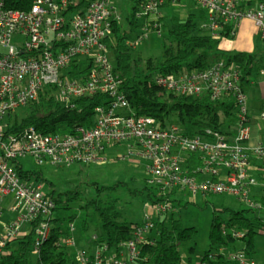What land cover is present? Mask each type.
Returning a JSON list of instances; mask_svg holds the SVG:
<instances>
[{
  "label": "built area",
  "instance_id": "obj_1",
  "mask_svg": "<svg viewBox=\"0 0 264 264\" xmlns=\"http://www.w3.org/2000/svg\"><path fill=\"white\" fill-rule=\"evenodd\" d=\"M27 1L28 8H22ZM181 1L141 0L137 16L143 22L128 44L137 48L151 34L161 37L163 28L156 20L163 13L161 7ZM192 1L205 9L202 26L213 34L228 27L235 36L240 22L250 19L264 42V0ZM120 19L117 0H0V217L7 199L14 215L0 229V262L11 244L29 235L31 254L40 258L51 234L54 198L45 183L20 177L14 167L16 162L24 165L27 158L36 167L136 162L160 199L146 204L155 216L143 215L132 225L130 237L114 245L92 235L87 248L76 249L75 223L70 222L63 242L73 248L74 264H138L139 248L157 240L158 217L174 213L170 199L176 194L229 195L247 208L264 210L255 198L264 190V133L251 143L255 123L264 132V101L254 115L242 65L222 59L201 71L153 76V82L167 92L208 94L212 101L232 103L233 134L211 128L191 134L173 122L161 126L154 117L133 111L115 72L107 40L113 22ZM82 65L90 66L86 76L72 78L74 67L77 71ZM259 74L264 78V66ZM47 86L54 87V97L68 111L77 110L82 97H101L92 122L49 133L34 126L9 132V117L37 101ZM259 233L264 235V227ZM233 236L241 239L244 233L234 231ZM249 256L240 250L233 259L237 264H257Z\"/></svg>",
  "mask_w": 264,
  "mask_h": 264
},
{
  "label": "trees",
  "instance_id": "obj_2",
  "mask_svg": "<svg viewBox=\"0 0 264 264\" xmlns=\"http://www.w3.org/2000/svg\"><path fill=\"white\" fill-rule=\"evenodd\" d=\"M10 3V0H7ZM132 5L127 15V27L121 20L113 22V34L108 38L115 72L122 81V90L137 115L154 117L159 125L166 126L175 119L191 134L201 133L211 128L233 134L234 115L233 105L229 101H212L208 94L199 97L186 96L167 92L153 82L156 73L178 74L183 71L193 72L209 68L212 64L224 59L227 62H237L242 65V81L247 90L251 84L250 76L262 67V59L257 54L247 52H232L222 49L221 43L226 38H234L226 30L210 32L202 26L205 21V9L190 0L188 14L185 19L172 16L167 24V17L162 15L156 20L161 23L163 35L169 44L161 42L160 58L142 57L137 48L128 41L133 40L139 33L141 17V0H131ZM182 2V1H181ZM180 2V3H181ZM26 4V3H25ZM29 2L22 8H28ZM166 3L161 8L172 6ZM89 65H82L72 78L81 79L86 76ZM76 71V72H75ZM54 87L47 86L40 93L39 99L31 103L18 114L9 117V132L17 133L27 127L34 126L38 130L49 133L59 127L72 129L75 124L88 125L92 122L93 108L100 104L101 97H82L79 108L68 111L54 97ZM22 113H25L23 116ZM14 167L20 177L45 183L49 194L56 202L55 217L51 220V234L41 247V257L35 259L32 254V235L17 240L8 248V254L0 264H74L73 249L63 242L64 231L61 224L77 223L84 233L89 235L91 228L99 234L101 240L110 245L128 239L132 225L136 220L123 216L120 209L108 202L111 194L119 191L118 182L113 187L99 185L92 181V169L82 173L86 181L72 190L59 191L53 178H47L42 169H26L22 163ZM84 172L80 170L78 174ZM143 184L141 190H131L134 196L145 195L146 201H160L150 187ZM88 190L90 192H88ZM255 198L264 205V190L255 193ZM110 199V198H109ZM173 203L181 205L182 201L171 198ZM237 201V200H236ZM239 202V201H237ZM240 203V202H239ZM242 204V203H241ZM242 206H244L242 204ZM264 227V210H253L247 207H232L223 205L219 211L213 212L209 231V248L204 252L201 261L208 264H237L228 261L220 251L233 245L236 238L233 231H244L240 239L245 242L242 249L248 255L255 252V238L259 229ZM68 230V226L66 228ZM194 227H185L183 222L170 213L156 220L157 240L152 245L139 248L138 264H187L183 259L181 243L191 241L196 235ZM87 238V237H85ZM89 238V237H88ZM190 252L194 248L189 249Z\"/></svg>",
  "mask_w": 264,
  "mask_h": 264
},
{
  "label": "rangeland",
  "instance_id": "obj_3",
  "mask_svg": "<svg viewBox=\"0 0 264 264\" xmlns=\"http://www.w3.org/2000/svg\"><path fill=\"white\" fill-rule=\"evenodd\" d=\"M190 0H182L181 3L174 4L169 6V8H173L168 11L164 16H166L167 24L169 25V20L172 16H178L183 19L188 14V4ZM132 1L131 0H117V7L120 12L121 22L127 27V15L129 13V9L131 8ZM180 5V6H179ZM143 20L139 22L141 25ZM233 41L234 38H228ZM169 44L168 39L163 37H159L156 34H151L150 38L147 40H143L138 47V53H141L142 57H158L160 58L161 54V42L164 41ZM231 40L224 42L223 47H227L228 44L231 43ZM251 46L248 49L252 54H257L262 59V66H264V42L260 38L259 34L253 32L251 36ZM234 52H239L237 50H233ZM113 60V59H112ZM258 76V71L253 73V78L256 79ZM255 92L256 88L252 89ZM249 102L250 106H257V93L252 94L249 92ZM25 113H22L23 116ZM175 122V119L173 120ZM24 167L26 169H37L35 164L32 162L31 158H27L24 160ZM39 169H42L45 177L53 178L56 184V188L59 191L72 190L80 185V181H86L84 175L89 170L92 171V181H97L99 185L105 187H113L118 182H124L120 184L119 191L111 194L108 198V202H112L115 204L116 209H120L122 211L123 216L136 220V222H140L143 215L149 214L151 216H155L154 211L147 207L145 195L134 196L131 193V190H141L143 184H146L145 175L142 171V166L136 162L132 163H110L103 166L96 165H87V164H75L71 167H57V166H42ZM80 170L81 174H78ZM148 186V185H146ZM150 187V186H148ZM47 188V187H46ZM144 188V187H143ZM153 189L152 187H150ZM88 192H90L88 190ZM185 197L181 200L182 203L179 205L178 203H174L175 211L174 216L180 219L183 222L185 227H194L197 230L196 235L191 241H186L181 243V250L183 253H188L187 249L194 248V256L197 261H201V257L204 252L209 248V231L210 225L213 218V212L215 210L219 211V209L223 208V205H229L232 207H244L241 203L237 202L235 198L229 195H212L208 197H192L188 193L184 195ZM7 201V200H6ZM6 208L5 213L0 217V229L2 228L3 223H6L14 218V215L10 214L9 207L6 202L4 203ZM157 218V216L155 217ZM62 228L65 232L67 226L69 225L67 222L61 224ZM81 229L75 223V231L73 232L74 239L76 241V249L87 248L89 244L84 243V237H91L92 235L100 236L93 232L94 228H91L89 235L86 233H82L80 236ZM237 231H240L239 229ZM231 232H234L233 230ZM244 233V231H241ZM260 234V233H259ZM66 233L63 235V237ZM258 235V234H257ZM261 235V234H260ZM263 235V234H262ZM257 237V236H256ZM261 244V247L264 246V236H258L255 238ZM245 247V242L240 239H236L233 245H229L223 248L222 253L225 255V259L228 261L234 262L233 256L236 251H240ZM73 249V248H72Z\"/></svg>",
  "mask_w": 264,
  "mask_h": 264
},
{
  "label": "crops",
  "instance_id": "obj_4",
  "mask_svg": "<svg viewBox=\"0 0 264 264\" xmlns=\"http://www.w3.org/2000/svg\"><path fill=\"white\" fill-rule=\"evenodd\" d=\"M170 9L172 10L173 8L165 7L162 10V12L165 13V11H166V13H167L168 11H170ZM253 32H256V34L258 33L255 23L250 19H243L240 22V25L238 27L237 33H236L233 41L231 39H225L224 42L231 40V43L228 44L227 47H223L224 42H222L221 43L222 49H225L227 51H232V52H234L233 50H237L239 52L251 53L248 51V49L251 46L250 39H251ZM250 80L252 82L250 85H248V88L246 91H247L249 96H250L249 92H252V94L257 93L258 105L257 106H253V105L250 106L252 113L254 115H256L259 112V109H260V107L264 101V78L258 73V76L256 77V79L253 78V75H251ZM254 88H256L257 92L252 90ZM249 104H250V102H249ZM263 133L264 132L263 131L261 132L259 130V127L255 123L253 126L251 143L255 144L256 142H258L261 139V135ZM184 195L185 194H176V195H174L173 198L182 200L185 197ZM10 203H11V199H7L6 204L8 206H10L11 205ZM78 232L80 233V236L83 233V231H78ZM258 236H264V235L258 234L257 237ZM89 238L87 239L84 237V240H85L84 243H86V241H87V243H89ZM187 250H188V253H186V252L183 253L184 262H186L187 264H198L201 262V261L200 262L197 261L196 257L193 255L194 252H190L189 249H187ZM249 257L254 259L257 264H264V246L261 247V244L258 242V240H255V252L253 254H250ZM201 259H202V257H201Z\"/></svg>",
  "mask_w": 264,
  "mask_h": 264
}]
</instances>
